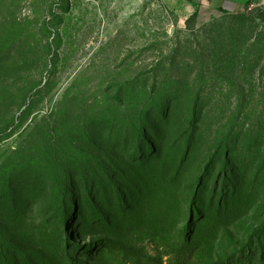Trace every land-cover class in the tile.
Masks as SVG:
<instances>
[{
    "label": "rangeland",
    "instance_id": "rangeland-1",
    "mask_svg": "<svg viewBox=\"0 0 264 264\" xmlns=\"http://www.w3.org/2000/svg\"><path fill=\"white\" fill-rule=\"evenodd\" d=\"M261 27L264 3L201 22L165 0H0V250L14 264H67L50 205L64 178L73 246L121 241L140 264L242 255L264 223ZM84 177L110 226L77 221ZM189 221L192 247L179 250Z\"/></svg>",
    "mask_w": 264,
    "mask_h": 264
},
{
    "label": "trees",
    "instance_id": "trees-1",
    "mask_svg": "<svg viewBox=\"0 0 264 264\" xmlns=\"http://www.w3.org/2000/svg\"><path fill=\"white\" fill-rule=\"evenodd\" d=\"M250 5L247 4L245 9H248ZM238 14V13H236ZM264 27H261L260 31H257L255 37L252 41V44H257L260 40V37L264 35ZM256 53L254 56V62L259 60V56L264 54V45L259 49H255ZM264 58V56H263ZM204 59L202 60V62ZM264 69H261V74ZM57 184H51L50 192H51V207L55 209V216L57 218V225H61L62 229L65 233V242L66 251L65 255L68 259L67 264H75V262L69 259L71 253L75 251H80V254L83 256H87L89 253H92V256L96 259L99 256H102L106 252H122L125 258H132L133 262L131 264H140L141 254L138 251L132 250L124 245L121 241L107 239L102 242H98L97 245H85L84 247H76L73 246L71 243L70 235L67 233V227L69 226V221L72 218V215L76 211V206L73 201L72 195L70 193V185L64 178H61ZM83 183V193H82V201L81 207L78 212V219L77 221L84 225V219L88 218V222L96 223L100 221H104L105 224L110 226V222H108L99 212L98 209L95 208L93 201H92V191L93 185L90 183V180L87 178L82 179ZM10 191V186L6 187L5 185L0 189V198L7 195ZM157 195V199L161 202L166 201L167 198L165 197V192L161 189L154 191ZM196 194L194 196V200L200 204V208L203 206L201 204V195L202 190L195 191ZM123 202L121 197L119 198V204ZM123 204V203H122ZM121 204V205H122ZM113 205V203H112ZM108 206H110L108 204ZM199 208V209H200ZM197 209V208H196ZM195 209V210H196ZM201 213L207 212V206L202 207ZM199 211V210H198ZM198 213V212H197ZM204 218L200 220L199 223H202ZM81 226V227H82ZM108 227V226H107ZM193 227V221H189V223L183 228V232L181 233L180 245L178 246L179 250H186L189 247H192V242L190 243L189 240V233L191 232ZM255 238V239H254ZM191 239V238H190ZM194 239V238H193ZM248 243L242 247V251L239 257L235 258L232 262H217L214 264H264V223L260 227L258 231L253 233V235L247 241ZM258 252V257H256L255 253ZM15 257L11 256L8 252L0 250V264H14Z\"/></svg>",
    "mask_w": 264,
    "mask_h": 264
},
{
    "label": "crops",
    "instance_id": "crops-1",
    "mask_svg": "<svg viewBox=\"0 0 264 264\" xmlns=\"http://www.w3.org/2000/svg\"><path fill=\"white\" fill-rule=\"evenodd\" d=\"M173 4H182L196 18L205 22L217 14H235L243 11L247 4H261L264 0H165Z\"/></svg>",
    "mask_w": 264,
    "mask_h": 264
}]
</instances>
